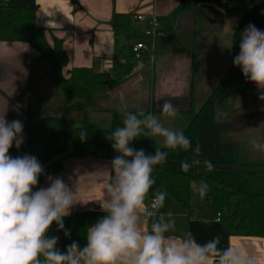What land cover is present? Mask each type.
I'll return each instance as SVG.
<instances>
[{
	"label": "crops",
	"instance_id": "0c3cea01",
	"mask_svg": "<svg viewBox=\"0 0 264 264\" xmlns=\"http://www.w3.org/2000/svg\"><path fill=\"white\" fill-rule=\"evenodd\" d=\"M182 1L8 0L6 6L9 9L36 8V25L47 31L49 44L53 46V37L63 41L68 57L66 78L74 69H91L96 61L100 70L110 67L111 61L126 48L121 47L119 36L113 30L114 16L132 15L139 29L137 39L147 44L144 51L147 61L141 62L125 83L98 94L88 120L99 130H111L116 117L126 112L144 111L160 116V104L169 100L178 109V115L173 120L162 117V122L184 134L193 129L195 146L199 144L202 149L199 158L261 169L264 165L250 163L257 150L234 138L244 132V118L249 113L238 110L235 103L255 90L259 96L257 87H245L239 82L218 90L233 67L234 32L241 16L228 14L213 2H202L181 11ZM187 3L192 4V0ZM258 3L259 0H251L249 7ZM153 18H158L162 25L161 35L155 42L145 37ZM47 64L36 59L28 43L0 41V115L6 111L7 121L23 123L21 147L26 144V126L45 118H64L68 129L84 125V115L79 110L67 111L72 103L50 78L51 66L47 69ZM211 99L213 107L209 116L206 115L210 119L205 120L203 110ZM222 139L225 143L220 141ZM152 144L154 150L162 147L161 138H155ZM14 149L17 148L13 146L9 153L13 157L16 156ZM110 166L108 159L69 158L64 161L61 172L44 178L41 187L48 186V176L62 178L73 190L77 187L76 199L80 202L64 219L85 213H104L98 201L104 198L106 168ZM196 198L192 199L191 211H186L167 195L160 211L175 214L177 234L191 232L201 243L219 235L221 247L243 243L257 253L264 264V238L228 235L217 221L214 209L204 199ZM204 219L210 222L202 223ZM48 235L59 237L57 247L65 245L64 231L57 230L55 224Z\"/></svg>",
	"mask_w": 264,
	"mask_h": 264
},
{
	"label": "clouds",
	"instance_id": "9594fccd",
	"mask_svg": "<svg viewBox=\"0 0 264 264\" xmlns=\"http://www.w3.org/2000/svg\"><path fill=\"white\" fill-rule=\"evenodd\" d=\"M233 64L264 100V31L254 24L246 26ZM5 113L0 115V264H261V257L243 243L221 247L219 235L201 243L191 232L177 234L175 214L160 211L168 194L153 190V171L166 162L165 149L202 151L199 144L193 148L183 131L162 122V117L173 120L178 115L171 101L160 104V116L126 112L122 126L106 136L117 155L106 168L105 195L98 201L105 215L87 227L83 248L73 241L64 251L57 247L59 237L48 233L55 224L65 237L70 236L64 218L80 202L77 187L73 190L62 178L52 176L47 177V187H39L44 174L40 161L33 155L9 154L24 142L23 123L7 121ZM79 136L82 141L87 138L83 131ZM141 137L153 141L159 137L162 147L154 153L132 147ZM250 144L264 152V142ZM203 166L209 172L214 169L210 159ZM208 190L203 180L196 187L201 199Z\"/></svg>",
	"mask_w": 264,
	"mask_h": 264
},
{
	"label": "trees",
	"instance_id": "16d2710c",
	"mask_svg": "<svg viewBox=\"0 0 264 264\" xmlns=\"http://www.w3.org/2000/svg\"><path fill=\"white\" fill-rule=\"evenodd\" d=\"M183 0L181 11L194 8L202 2H213L226 10L230 15L241 16V20L234 35V56L239 53L240 33L249 24H254L264 31V0H259L257 6L250 8L251 0H229L223 3L221 0ZM36 8L9 9L3 0H0V41L23 42L31 45L34 55L39 62L49 63L51 68L49 76L62 93L72 102L67 111L79 110L84 115V125L68 129L64 118L49 117L37 123L28 124L25 129L26 144L24 147L14 149L16 156L28 154L35 156L42 166L47 162L69 151H82L107 155L112 160L117 153L113 150L111 142L106 138L115 128L122 126L124 116L116 117L111 130H99L89 120V110L93 107L95 97L100 93L108 92L131 78L143 58H135L132 49L139 42V29L134 17L129 14H116L113 20V30L116 35H124L129 45L111 61V66L100 70L97 66L99 61L91 69H74L69 72V78L64 75L68 67V57L63 47V41L53 37V46L47 40L46 30L38 27L35 21ZM242 82L246 87L253 83L247 81L239 68L234 66L224 77L220 90H224L231 83ZM211 99L204 107V118L213 107ZM202 113V114H203ZM210 119L209 117L205 120ZM85 132L87 138L80 139V133ZM195 148L193 129L185 134ZM132 147L143 148L146 153H154L152 140L138 138L133 141ZM168 151L167 162L200 163L201 159L193 151L182 149ZM73 158V157H71ZM65 160L52 165L39 178V187L44 178L49 174H57L62 171ZM217 166H239L235 162H223L211 160ZM249 169V168H247ZM155 185L153 190L160 188L166 190L182 209L191 211L192 199L199 196L196 191L201 180L209 185V190L203 198L204 202L212 207L216 216L221 215V223L225 232L230 236H248L264 238V188L259 187L258 181L253 184L257 177L238 174L231 171H208L194 168H182L174 165H157L153 171ZM256 182V180H255ZM151 198V194H150ZM105 213H85L64 219L65 229L70 230V236L65 237V245L58 247L66 250V246L73 241H78L81 248L86 243L87 227L102 218Z\"/></svg>",
	"mask_w": 264,
	"mask_h": 264
},
{
	"label": "rangeland",
	"instance_id": "374dc122",
	"mask_svg": "<svg viewBox=\"0 0 264 264\" xmlns=\"http://www.w3.org/2000/svg\"><path fill=\"white\" fill-rule=\"evenodd\" d=\"M49 66L50 65L47 64L46 66L47 69L49 68ZM253 85L256 86L255 84ZM255 92L251 94L249 97H245V96L240 97V99H238L237 102L235 103L238 110L244 109L246 112H249V113L245 116L246 118H244L246 121V123L244 121L245 123L244 124L245 129H243L244 132L241 133L242 135L240 136H234V138L240 139V141H245L248 144H250L251 140H257L259 142H264V100H261ZM70 103L72 102L70 101ZM220 141L222 143H225L223 139ZM250 163L263 166L264 165V152L257 151ZM253 181H254L253 184H256L258 181L259 185L256 184L257 187H259L260 184L262 183L261 187L264 188V174L257 175V177L253 179ZM196 200L200 201L202 199L199 196H197Z\"/></svg>",
	"mask_w": 264,
	"mask_h": 264
},
{
	"label": "water",
	"instance_id": "95a60500",
	"mask_svg": "<svg viewBox=\"0 0 264 264\" xmlns=\"http://www.w3.org/2000/svg\"><path fill=\"white\" fill-rule=\"evenodd\" d=\"M118 40L120 41L121 47H127L128 46V41H127L125 36H119ZM71 157H91V158H102V159H108L109 158L107 155L91 153V152H82V151L64 152L61 155H59V156L55 157L54 159L50 160L49 162H47L43 166L44 172L48 168H50L52 165L57 164L63 160L69 159ZM167 164L182 167V168H194V169L207 170V168L204 167L203 164H200V163H185V162H178V161L167 162L166 161L165 163L159 164V165H167ZM213 170H215V171H231V172H235V173L247 175V176L263 175L264 174V168L247 169V168L235 167V166H217V165H214Z\"/></svg>",
	"mask_w": 264,
	"mask_h": 264
},
{
	"label": "built area",
	"instance_id": "2783aa9c",
	"mask_svg": "<svg viewBox=\"0 0 264 264\" xmlns=\"http://www.w3.org/2000/svg\"><path fill=\"white\" fill-rule=\"evenodd\" d=\"M3 2L5 4L8 3V0H3ZM136 20L138 21H145V19L141 18V17H135ZM161 22L158 18H153L151 20L150 23V28L148 30L145 31V37L149 40H151L152 42H155L156 39L161 35ZM147 49V44L144 41H140L138 43H136L133 46L132 52L135 56L136 59L141 60L144 57V51ZM217 221L221 222V215L219 214L217 216Z\"/></svg>",
	"mask_w": 264,
	"mask_h": 264
}]
</instances>
